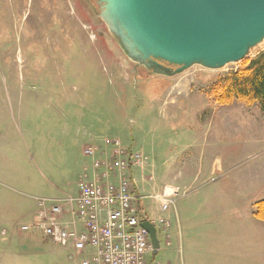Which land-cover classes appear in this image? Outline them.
Returning a JSON list of instances; mask_svg holds the SVG:
<instances>
[{"label":"rangeland","instance_id":"1","mask_svg":"<svg viewBox=\"0 0 264 264\" xmlns=\"http://www.w3.org/2000/svg\"><path fill=\"white\" fill-rule=\"evenodd\" d=\"M260 53L264 42L247 58ZM241 63L217 71L195 66L174 77L135 71L83 0H0V264H81L74 251L21 227L34 220L35 198L76 194L84 166L92 164L82 151L92 133L101 137L95 143L119 140L147 158L145 167L133 169L144 196L140 206L148 216L171 222V245L160 232L161 250L152 262L264 264V222L253 216L254 204L264 200V115L258 105H212L209 96ZM196 153L207 164L216 162L212 176L226 173L215 188L201 189L196 182L187 185L189 192L231 194L235 202L222 220L231 227L260 225L245 232L262 235L260 242L210 244L196 223L188 244L187 228L169 220L173 208L160 212L156 195L181 169L191 174ZM247 179L259 183L255 203L237 206L239 183L251 184ZM175 206L184 213L188 202L178 198ZM236 234L220 230L214 240L233 241Z\"/></svg>","mask_w":264,"mask_h":264},{"label":"water","instance_id":"2","mask_svg":"<svg viewBox=\"0 0 264 264\" xmlns=\"http://www.w3.org/2000/svg\"><path fill=\"white\" fill-rule=\"evenodd\" d=\"M90 6L124 55L155 76L195 66L221 70L264 42V0H94ZM141 226L156 257L157 229L149 221Z\"/></svg>","mask_w":264,"mask_h":264},{"label":"built area","instance_id":"3","mask_svg":"<svg viewBox=\"0 0 264 264\" xmlns=\"http://www.w3.org/2000/svg\"><path fill=\"white\" fill-rule=\"evenodd\" d=\"M83 154L92 164L83 170L77 193L35 198V218L21 231H39L54 245L74 251L81 264H158L152 262L150 236L141 226L142 197L132 174L147 165V158L115 139H107L103 147L87 146ZM156 199L166 213L175 206L177 193L165 189ZM151 223L170 246L171 223L163 218Z\"/></svg>","mask_w":264,"mask_h":264},{"label":"crops","instance_id":"4","mask_svg":"<svg viewBox=\"0 0 264 264\" xmlns=\"http://www.w3.org/2000/svg\"><path fill=\"white\" fill-rule=\"evenodd\" d=\"M221 115L224 116L223 114ZM225 118H227L228 120L227 116ZM212 120L213 119H211V125L214 124ZM223 120H224V117H223ZM225 121L226 120H224L223 122ZM95 137L96 139L101 138V137H98L97 134L92 133L89 137L90 145H85V147L87 146L103 147L104 141H106L107 139L100 141L101 143H99V141L95 143L94 142V140H96ZM190 159H192L190 163L189 162H186V163L187 164L189 163L190 167H192L191 174L187 175V172H184L181 169V171H179L177 175H174L172 182L170 181L165 182L164 186L161 188V192H159L156 195V196H159L160 194L164 192L165 189H171L175 193H177V199L181 198L182 200H185V202H188V206L184 210L185 211L184 213L178 210L176 206H174L173 207V211L175 212L174 215L173 214L169 215V220H173L174 227L176 223L178 225L177 229L178 228L181 229L183 225L187 228L186 237H187L188 244H189L188 239L193 235L196 229L195 227L196 223H197V227H201L202 229L204 228L206 230V234H207L206 237L209 239L210 244H215V245L221 244V246L224 247L223 245L225 241L226 242L225 247L226 246L228 247L230 243H233L234 247H244V246H248L252 239L255 242H260L262 238V235L260 234L255 235L254 237L253 235H249V234H247V236L245 235L246 231L253 232L255 229H262L260 225L239 224V225L231 227L229 226L230 224H227L224 222V220H222L225 217V215L229 213L228 211L230 209L231 203L235 202L231 194L223 193V192L222 193L217 192L216 194L210 193V192H205L204 194L202 193L201 194H198V193L191 194V192H189V188L187 187H191V186H187V185L191 184L193 186L196 182H201V186H200L201 189L205 188V189L211 190L212 188H215L220 181H223L225 173H226V171L216 170L217 174L212 176L213 172L215 171V163H216V162L213 163L214 161L213 158H212V161L208 164L206 161H204V156L201 154L197 155L196 153V155H194V157L192 158L190 157ZM165 164H166V161L163 163L164 167H166ZM86 167H90V166L85 165L83 170ZM166 179H167V176L165 175V180ZM134 180L136 181L135 178ZM247 180H249L251 184H247L246 186H241L242 180L239 183V186L240 188H242L243 191H240V193L236 195L237 196V199H236L237 206L239 205V203L250 204L251 206L255 203V199L252 198V196H253L254 191L257 188V185H259V183L256 180H250V179H247ZM181 189H184L183 190L184 193H180ZM139 194L142 198H144V196L140 192ZM141 209H142V214H141L142 222H145L146 220L157 222L159 220V219L157 220L153 217L148 216L146 212H144L142 207ZM159 209H160V206H159ZM197 211L201 213L202 217H196ZM160 212H161V209H160ZM35 213H36V210H35ZM67 216L68 217H66V219L70 218L69 214ZM219 218H221V220ZM220 230H221V233H223L224 231H228V230H235L237 232V234L235 235V240L227 241L228 237H225V236L221 237V240H222L221 243L220 241H216V239L214 240V237H217L216 232ZM179 235H180V240H182L181 237L183 236V233L179 231V234H177V236Z\"/></svg>","mask_w":264,"mask_h":264},{"label":"trees","instance_id":"5","mask_svg":"<svg viewBox=\"0 0 264 264\" xmlns=\"http://www.w3.org/2000/svg\"><path fill=\"white\" fill-rule=\"evenodd\" d=\"M209 96L212 105L228 107L236 102L258 105L264 115V53L246 58L237 71L220 78L211 87ZM253 216L264 222V200L255 204Z\"/></svg>","mask_w":264,"mask_h":264},{"label":"flooded vegetation","instance_id":"6","mask_svg":"<svg viewBox=\"0 0 264 264\" xmlns=\"http://www.w3.org/2000/svg\"><path fill=\"white\" fill-rule=\"evenodd\" d=\"M86 4H87V7H88V9H89V11H90V13L92 14V17L95 19V20H97L98 19V12H94L93 10H92V8H91V6H90V3L91 4H94V0H83ZM90 2V3H89ZM141 67H138V66H136V65H134V70L136 71H139V69H140ZM158 229H157V233H158Z\"/></svg>","mask_w":264,"mask_h":264}]
</instances>
